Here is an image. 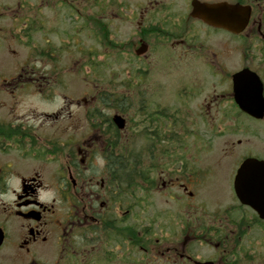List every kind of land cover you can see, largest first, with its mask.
<instances>
[{"label":"flooded vegetation","instance_id":"af4514ba","mask_svg":"<svg viewBox=\"0 0 264 264\" xmlns=\"http://www.w3.org/2000/svg\"><path fill=\"white\" fill-rule=\"evenodd\" d=\"M77 1L16 0L0 10L10 20L0 25V46L27 51L14 59L15 76L2 75L0 90L16 99L50 88L47 77L60 73L53 38L83 43L69 17L82 14ZM99 1L84 0L78 27L103 56L111 49L132 65L134 84L141 76L153 87L63 96L58 110L39 114L0 103V264H264V215L254 201L264 172L242 169L249 160L264 164V0ZM92 5L102 15L90 13ZM113 6L132 24L125 38L103 15ZM61 7L58 21L68 20L69 31L53 26ZM46 59L52 66L41 75L29 67ZM172 79L182 86L171 94L174 111L155 102L156 81ZM80 109L84 123L76 126ZM193 110L202 113L197 132L180 119ZM131 143L153 152L126 169L123 145ZM128 173L142 184L127 185Z\"/></svg>","mask_w":264,"mask_h":264},{"label":"rangeland","instance_id":"374dc122","mask_svg":"<svg viewBox=\"0 0 264 264\" xmlns=\"http://www.w3.org/2000/svg\"><path fill=\"white\" fill-rule=\"evenodd\" d=\"M135 1V0H134ZM78 2V8L81 10V13H71L70 18L74 19L73 24L77 25V31L79 35V39L83 42L76 43V46L68 45V41L64 37H61V40H57L56 38H53L54 42V51H52V56H55L58 60L57 66L58 70H60V73L56 79L47 77L48 78V84L46 88L45 86L41 85L38 86V89H42V96L40 94L38 95L35 89L29 90V92L20 93L18 97L15 99L13 97L8 96L6 93L10 91H4L3 89L0 90V103L3 104H17L21 107L23 110H32L36 114H39L41 111L45 112H51L54 110H58L63 105V96H67V98H73L80 100L85 95H91L92 93L101 92V91H112L116 90L115 88H125V90L132 89L131 93L136 92L137 89H140L143 91H150V89L153 87H149V80H144L143 77L138 76L137 81L139 83H142V85L138 86V84H134L135 82L130 79L132 77L133 73V67L128 63V61L124 60H118L116 57V53H114V50L110 49L109 54L106 56H103L102 53V47L95 42L94 40H87L85 37V32L81 30L80 26L85 21V9H83L84 6V0L82 2ZM92 2L100 3L99 0L93 1L90 0V6ZM116 3V0H114ZM16 0H0V10L6 9L7 6H10L12 8H15ZM1 11V12H2ZM45 17H51V14L47 9L43 10ZM90 13L94 14L95 17H97L96 13H99V11L96 10V7L92 5ZM2 17L0 16V25H10V20L5 18L4 12H2ZM63 14V10L61 7V10L59 11V14L57 16V22H55V28L59 30L60 32L65 29V31H69L72 27L70 22L67 20L61 19V23L65 24L62 25L58 20L60 16ZM116 7L113 6L107 13H103V15H107L109 19L112 20V25H114V28H116L118 31L117 36L120 37L123 35L125 38L128 33L131 30L132 24L121 20L117 15ZM99 15H102L99 13ZM94 25V24H93ZM51 26V23H47V27ZM82 26V25H81ZM77 38V37H76ZM71 46L70 48H68ZM91 46V47H88ZM26 49L23 48V46L16 44V43H5L0 46V78L2 75H9L8 78L15 76L18 73V69L21 65H16L14 63V59L22 60L23 57L26 56ZM52 59V58H51ZM52 60H47L46 63L43 64H34L30 65L29 67H33L36 73H39L41 75V70L44 68H49L52 65L50 64ZM107 63V66H104V64ZM136 65L135 63L133 64ZM25 68V66H23ZM29 70V69H28ZM163 69H160L157 71V73L162 72ZM73 72L76 75L72 76V80H68L67 78L65 80H61L63 78V74L65 72ZM106 76V77H103ZM68 77V76H67ZM159 79H162L161 77H158ZM60 80L62 81V84H60ZM177 80H170V82H167V80H157V88L158 96L156 97L155 102L157 104H169L172 107V110L174 111L175 108L177 109L178 102H176V98H174L171 94H176L177 92L181 91V87H178ZM125 82V85L123 84ZM188 81H183L184 84H186ZM191 83H195L194 81H190ZM134 84V86H133ZM136 85V86H135ZM1 89V87H0ZM180 89V90H179ZM190 88H188L189 90ZM128 93V92H126ZM17 94V93H14ZM45 99H44V98ZM48 99V100H47ZM132 99V97H131ZM201 98L197 99L196 102L198 103ZM83 110L80 109L77 111V117L75 120L76 126H80L84 123V117H83ZM189 115L190 119L186 118V115ZM181 112V118L182 121L185 123L187 122H194L195 124L192 126V130L197 132L198 127L202 125V113L198 110H193L189 113ZM179 115V116H180ZM126 116L128 118V121H130V125L133 126V124L138 120V117L135 116V114L131 112H126ZM66 124L65 121H59V124ZM192 130L190 129L189 135H191ZM194 133V132H193ZM132 145L134 152L137 153L140 150L146 149L150 146V144H130ZM129 145V146H130ZM164 145V144H163ZM148 146V147H147ZM168 146V145H167ZM193 147V146H192ZM61 150V149H60ZM144 153V152H142ZM146 158V157H144ZM207 158V156H204V159ZM60 162V161H59ZM56 164V163H55ZM55 164H48L47 167L55 166ZM163 199L160 198L159 202H162ZM164 204H160L157 206L158 211L163 209Z\"/></svg>","mask_w":264,"mask_h":264},{"label":"water","instance_id":"95a60500","mask_svg":"<svg viewBox=\"0 0 264 264\" xmlns=\"http://www.w3.org/2000/svg\"><path fill=\"white\" fill-rule=\"evenodd\" d=\"M232 10H233V13L236 15V17H238L237 23H236L237 27L238 28L243 27L245 22L239 20V17L242 16V9L240 7L235 6L232 8ZM114 121L120 129L124 127V119L121 118L120 116L117 115L114 118ZM242 169L252 170V174L254 175L256 171L258 172V170H260V171L263 170V172H264V164L259 165L255 161L249 160V161L244 163V165L242 166ZM262 190L263 191H262V193H260V196L257 197L254 201H258L257 206H255L256 210L260 214L264 215V188Z\"/></svg>","mask_w":264,"mask_h":264},{"label":"trees","instance_id":"16d2710c","mask_svg":"<svg viewBox=\"0 0 264 264\" xmlns=\"http://www.w3.org/2000/svg\"><path fill=\"white\" fill-rule=\"evenodd\" d=\"M134 144V143H131ZM130 144H124L123 145V154H124V159H125V168L126 169H132L133 165H132V161L136 158V155H140L142 154V152H144L146 154V158L145 161H147V163L149 162V158H150V154L153 152V150L150 148V146L146 149L140 150L137 153L134 152V149L132 147V145ZM141 156V155H140ZM142 163V162H141ZM148 168V167H147ZM137 175L133 174V173H128L125 175V179H126V184L129 186H135V185H141L142 183H137L135 181V179ZM148 175L147 174H140V178H147Z\"/></svg>","mask_w":264,"mask_h":264}]
</instances>
